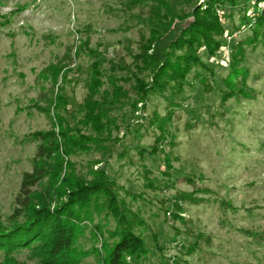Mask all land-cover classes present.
<instances>
[{"label": "rangeland", "instance_id": "1", "mask_svg": "<svg viewBox=\"0 0 264 264\" xmlns=\"http://www.w3.org/2000/svg\"><path fill=\"white\" fill-rule=\"evenodd\" d=\"M126 1L1 0L0 12L10 21L0 32L2 219L11 214L23 172L31 171L36 145L25 143L24 136L49 129V121L38 106L49 101L55 88L42 74L53 65L65 69V77L58 82L79 119L87 95L85 69L91 61L87 49L101 52L107 59L122 58L127 64L138 51L143 28L134 26L130 19L133 14L145 15L148 7L128 10ZM260 1L250 0L246 11L241 3L236 8L216 10L224 28L223 43L216 56L203 59L213 69L214 81L208 78L206 85L196 84L191 73L190 84L184 89L189 98L185 103L195 109L202 123L191 121L189 127L186 112L176 111L168 128L172 138L161 150L142 155V148L149 151L156 147L158 134L155 128L147 127V119L153 113L164 116L166 102L151 98L145 112H133L128 102L110 113L119 125L126 116L128 128H109L112 139L100 149L92 147L71 158L77 175L104 167L120 186V197L144 217L149 228L144 233L146 245L151 246L152 233L163 246V258L150 256L151 264H264L262 46L245 47L241 63L248 70L247 87L255 92L252 99L221 100L231 52L250 36L252 23L243 24L242 16L254 20L255 10H264ZM78 48L79 55L75 53ZM165 156L172 169L169 177L163 176ZM178 192H195L197 201H176ZM220 201L230 207L223 209ZM175 202L180 210L175 209ZM171 210L177 211V219ZM92 241L86 232L81 244L91 251ZM18 257L23 260L25 254ZM83 264H97V259L90 253Z\"/></svg>", "mask_w": 264, "mask_h": 264}, {"label": "trees", "instance_id": "2", "mask_svg": "<svg viewBox=\"0 0 264 264\" xmlns=\"http://www.w3.org/2000/svg\"><path fill=\"white\" fill-rule=\"evenodd\" d=\"M239 3L246 11L250 0H127L124 7L128 10L148 7L145 15L133 14L130 19L134 26L143 28L138 51L127 64L122 58L107 59L101 52L87 49L91 61L85 69L87 95L79 119L58 82L65 77V69L53 65L44 71L43 78L55 88L49 101L38 106L49 121V129L23 138L25 143H35L36 149L30 160L31 171L22 174L11 214L2 219L0 213V264H83L90 253L97 264H151L150 256L163 258L157 235L151 233V246L146 245L148 224L120 197V186L107 170L99 167L91 169L89 176L77 175L71 158L92 147L100 149L112 139L109 128H128L126 116L121 125L110 116L128 102L133 112H145L151 98L166 102L164 116L153 113L147 119V127L155 128L158 134L156 147L149 151L142 148V155L161 150L162 144L172 138L168 128L176 111L186 112L189 127L191 121L202 123L195 109L185 103L189 98L184 89L190 84L191 73L196 84L204 86L208 78L214 81L213 69L203 59L216 56L223 43L224 28L216 10L236 8ZM255 11L254 20L242 16L243 24L252 23L250 36L231 52L229 73L222 80L224 102L231 98L252 99L255 93L247 87L248 70L241 66L245 47L264 48V10ZM9 24L0 12V32ZM80 52L81 48L75 50L77 55ZM169 161L165 156L166 177L172 174ZM176 195V201H197L195 192ZM175 206L180 210L178 202ZM220 206L225 209L230 204L220 201ZM171 211L177 219V211ZM86 232L93 240L91 251L81 244ZM21 254H25L23 260L18 257Z\"/></svg>", "mask_w": 264, "mask_h": 264}, {"label": "built area", "instance_id": "3", "mask_svg": "<svg viewBox=\"0 0 264 264\" xmlns=\"http://www.w3.org/2000/svg\"><path fill=\"white\" fill-rule=\"evenodd\" d=\"M261 4L264 5V1H263ZM261 4H260V5H261Z\"/></svg>", "mask_w": 264, "mask_h": 264}]
</instances>
